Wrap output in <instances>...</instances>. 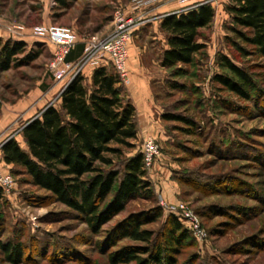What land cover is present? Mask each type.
<instances>
[{
	"label": "rangeland",
	"instance_id": "obj_1",
	"mask_svg": "<svg viewBox=\"0 0 264 264\" xmlns=\"http://www.w3.org/2000/svg\"><path fill=\"white\" fill-rule=\"evenodd\" d=\"M134 1L74 0L59 10L55 0H0V29L69 28L76 37V47L109 34L115 13L129 15ZM207 1L215 18L201 31L206 48L193 65L181 67L194 76L179 77L174 74L177 69L152 71L156 78L151 88L157 106L153 120L158 126L153 129L152 122L142 119L137 124L135 117L138 137L131 142L133 149L123 150L122 158L114 161L120 169L125 158L141 153L145 140L155 142L158 153L145 175L150 198H132L94 234L80 216L55 202L49 193L36 189L22 169L0 160V169L13 180L12 189L0 194V244L24 248L16 264H111L110 256L136 245L115 236L127 217L155 207L167 216L171 214L168 209L177 205L191 212L205 234L202 240L191 235L193 244L176 258L179 264H264V59L252 54L228 30L227 0ZM169 2L178 4L175 0L161 4ZM196 5L189 4L178 12ZM151 10L142 12L148 17ZM36 52L40 54L35 60L28 61L22 54L8 71H0V115L39 83L45 87L40 99L46 96V103L58 105L62 88L47 89L51 84L63 87L66 81L56 83L47 72L52 53L45 43L26 45V54ZM240 52H246V60L238 59ZM218 55L227 56L253 76L257 87L254 102L236 101L219 90L213 77L227 73L218 66ZM172 84L183 89H172ZM167 115L192 120L193 130L180 121L164 120ZM23 116L1 128L0 147L8 136L20 134ZM18 142L25 149L20 138ZM163 221L146 227L159 232ZM0 264H10L1 250Z\"/></svg>",
	"mask_w": 264,
	"mask_h": 264
},
{
	"label": "trees",
	"instance_id": "obj_2",
	"mask_svg": "<svg viewBox=\"0 0 264 264\" xmlns=\"http://www.w3.org/2000/svg\"><path fill=\"white\" fill-rule=\"evenodd\" d=\"M69 1L74 0H55L59 10L65 9ZM224 10L230 18L231 34L252 54L264 59V0H227ZM214 18L209 3L163 17L159 31L167 49L161 54L160 67L177 69L174 74L179 77L194 76L181 67L191 66L197 56L202 57L206 46L201 42V31L211 26ZM26 45L0 39L1 72L8 71L19 55L25 54L28 61L39 56L40 52L26 54ZM82 51L83 45L76 46L66 61L70 62L72 55L80 57ZM238 57L244 61L247 54L240 52ZM216 62L227 73L213 77L219 90H225L236 101H253L257 89L253 76L225 55H218ZM170 88L183 89L174 84ZM124 93L111 67L95 68L89 84L81 73L61 92L57 106L44 108L21 129L25 149L14 137L0 147L5 165L22 169L36 189L49 193L55 202L80 216L94 234L122 212L132 198H150L141 153L125 158L120 169L114 165L122 158L123 150L133 149L131 142L137 137L135 109ZM163 118L194 128L192 120L171 115ZM163 218L159 232L146 227ZM115 236L136 245L110 256L111 264H179L176 258L193 244L190 231L180 219L173 214L164 216L159 207L127 217ZM0 250L7 262L16 264L24 248L9 243L0 244Z\"/></svg>",
	"mask_w": 264,
	"mask_h": 264
},
{
	"label": "built area",
	"instance_id": "obj_3",
	"mask_svg": "<svg viewBox=\"0 0 264 264\" xmlns=\"http://www.w3.org/2000/svg\"><path fill=\"white\" fill-rule=\"evenodd\" d=\"M162 1L135 0L129 12L130 16L117 11L114 15L113 27L110 33L103 38H90L85 41L82 55L73 62L66 61L68 54L76 44V37L69 28L51 25L48 27H35L29 30L28 33L30 37L46 41L53 46L51 59L47 64L46 70L56 83L66 81L62 91L72 79L82 73L85 67H99L103 64H110L114 74L119 79V83L126 87L129 84L127 48L133 32L150 21L149 17H146L142 11L152 8ZM175 1L178 4H187L193 0ZM190 8L188 7L182 11ZM18 30L15 27L7 28L9 34L15 37L16 40H22V35L24 34H21V30ZM157 153L158 149L155 142L150 139L145 140L141 151L145 170L152 166ZM12 186L13 180L11 176L0 169V194L10 191ZM161 206L163 207L162 204ZM168 211L178 217L182 223L187 224V228L194 238L200 240L205 238V234L200 229L198 222L184 205L172 206Z\"/></svg>",
	"mask_w": 264,
	"mask_h": 264
},
{
	"label": "crops",
	"instance_id": "obj_4",
	"mask_svg": "<svg viewBox=\"0 0 264 264\" xmlns=\"http://www.w3.org/2000/svg\"><path fill=\"white\" fill-rule=\"evenodd\" d=\"M206 1L207 0H193L191 3L183 5L176 4L175 2L164 4L159 3L152 7L150 14H147L150 21L147 24L140 26L133 32L132 39L129 42L127 48V70L129 73V84L124 87V91L126 94L125 97L135 109L137 124H139L140 120L142 119L146 122H152L153 129L156 127V125L158 126V123H154L153 120V118H155L154 113L157 110V106H155L151 85L156 78L152 71L163 70V68L160 67V57L162 52L167 49L165 37L159 31V25L162 18L177 13L179 9H182L184 6H188L189 4L198 5L205 3ZM21 34H24L22 35V40H16L15 37L10 35L9 32L4 28L0 29V39L2 40L12 39L24 42L26 44L43 42L52 53L53 46L50 43L30 37L28 31L21 30ZM74 49L75 47L72 49V51ZM78 58L79 57L72 55L70 62H73ZM101 66L111 67L110 64H103ZM95 68H97V66H87L82 71V76L88 81V84L90 83L91 75ZM45 84L49 85L50 82L46 80ZM63 87L59 85L53 86L51 84L47 91H56L59 88L63 89ZM42 89H45V87L43 85L40 86L39 83L35 89L31 90L22 100H19L9 110L2 111L0 115V130L5 125H11L15 121V118H17L19 115H24L23 118L25 119V123L22 127H24L34 118L38 117L44 108L50 105L46 103V96L43 97V100L40 99L42 97ZM44 93H46V91ZM158 129H160V127H158ZM8 138H11V136H8L6 140ZM14 138L17 142L18 138L22 140L21 134L14 136Z\"/></svg>",
	"mask_w": 264,
	"mask_h": 264
},
{
	"label": "water",
	"instance_id": "obj_5",
	"mask_svg": "<svg viewBox=\"0 0 264 264\" xmlns=\"http://www.w3.org/2000/svg\"><path fill=\"white\" fill-rule=\"evenodd\" d=\"M26 126V125H25Z\"/></svg>",
	"mask_w": 264,
	"mask_h": 264
}]
</instances>
